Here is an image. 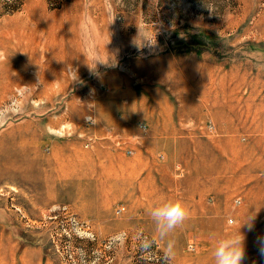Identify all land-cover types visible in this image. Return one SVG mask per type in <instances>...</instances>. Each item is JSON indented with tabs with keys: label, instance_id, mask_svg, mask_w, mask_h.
Masks as SVG:
<instances>
[{
	"label": "rangeland",
	"instance_id": "rangeland-1",
	"mask_svg": "<svg viewBox=\"0 0 264 264\" xmlns=\"http://www.w3.org/2000/svg\"><path fill=\"white\" fill-rule=\"evenodd\" d=\"M34 36L31 47L26 38ZM53 39L59 44L47 47ZM0 41V264H214L216 239L238 230L248 197L264 192V0H0ZM180 65L188 66L189 85ZM172 68L170 82L156 81ZM175 83L190 92L208 89L190 100L192 107L219 98L234 103L242 118L232 135L202 119L177 140L234 139L250 160L234 196L238 215L199 220L223 224L220 232L189 231L188 217L161 240L149 209L186 195L127 192L115 175L121 169L105 175L103 153L148 168L169 162L164 149L144 152L133 141L134 130L151 135L153 120L117 124L152 115L163 99L184 110L183 95L171 91ZM188 155L166 175L142 169L130 182L172 188L188 176ZM64 209L95 239L79 237ZM261 223L255 217L253 225ZM243 226L245 259L264 263L258 244L264 233ZM145 238L153 241L147 250Z\"/></svg>",
	"mask_w": 264,
	"mask_h": 264
},
{
	"label": "crops",
	"instance_id": "crops-1",
	"mask_svg": "<svg viewBox=\"0 0 264 264\" xmlns=\"http://www.w3.org/2000/svg\"><path fill=\"white\" fill-rule=\"evenodd\" d=\"M74 61L75 60H72L71 62ZM180 66L183 68V65ZM187 67L188 66L183 68L186 74H184L182 70L180 76L185 79L189 85V70L185 69ZM61 68L62 65L58 64L57 70L59 72ZM174 68L165 76L157 75L156 81L170 82L172 80L171 78L175 77L173 72ZM144 74L149 77L146 71ZM188 85L186 87L178 86L176 83L171 85V91H173L175 96H177V94L183 95L180 103L184 106V110L179 111L175 109L167 104L168 101H164L163 99L158 102V110L152 115H132L129 118L118 120L117 124V128L119 129V127L122 128L125 126L126 121L135 122L140 118L153 120L156 124V128L150 133L151 135L148 134L147 137H144L143 134L140 135L139 132L134 130L133 135L135 136L133 137L136 140L133 141L136 142L135 146L136 148H139V146L145 147L144 152L148 153L163 151L164 149L166 153L170 154V161L157 163L155 166L148 168L146 165H141L143 163L140 160L135 161L136 163L125 162L120 159V156L116 153L107 151L103 153L106 155L108 154V160L106 161L107 166L104 167V173L106 176L110 177L112 173L110 169H121V172L118 171L115 175L126 182L125 190L127 192L134 191L140 194L144 192L151 196L165 193H181L186 195V198L182 200L189 209V231L220 232L223 224L211 223L208 219L199 220L201 218L223 217L229 213H232L234 217L238 215V212L232 206L234 196L241 193L245 183V163L250 160L248 157L249 155H246L241 146H237L234 139L214 137L207 140H197L189 138V142L184 144L183 141L177 140V137L187 132L193 133L194 130H189L190 122L196 123L202 121V119L214 120L221 132H228L232 135L234 131H236V129L233 128L234 122L242 118L236 116L234 103L231 104L219 98L211 100L212 102L208 100L202 105L192 107L190 104L192 98L197 94H204L205 91L208 92V89L203 91L204 89L202 88L192 87L190 92ZM171 96L172 95H170V97ZM188 106L189 110L187 109ZM262 142L264 141L260 140V143ZM165 143L169 144L164 146L163 144ZM236 152H239L238 155H236ZM114 154H116L115 158L118 159L113 161L110 157L111 155L115 156ZM184 154H189V163H185L188 176L184 180L177 182L172 188H170L171 185L169 186L168 184L160 186L154 183L148 187L145 183H138L135 185L134 182H130L132 181L131 178H134V175L137 177L141 175L142 169L146 173L149 171L150 174L154 173L155 175L168 174L174 169V165L184 160ZM261 163H264V159L261 160ZM71 164L74 165V161H72ZM106 168H109V170H106ZM250 196L248 197L250 198V208L243 210V215L248 217V215L254 213L255 217H261L262 223L253 225L252 231L248 230L246 224L243 226L244 230L246 232L264 233V192H257L252 197ZM150 198L151 197H149V201ZM175 198L178 197L176 196ZM260 261L245 259L243 264H264L262 260Z\"/></svg>",
	"mask_w": 264,
	"mask_h": 264
},
{
	"label": "clouds",
	"instance_id": "clouds-1",
	"mask_svg": "<svg viewBox=\"0 0 264 264\" xmlns=\"http://www.w3.org/2000/svg\"><path fill=\"white\" fill-rule=\"evenodd\" d=\"M149 215L156 225V233L161 240L166 239L177 227L189 217V209L180 198H166L149 209ZM255 214L248 215L238 230L216 239L212 252L214 264H243L246 256L244 235L240 228L247 224L248 230H253ZM153 241L145 238L141 247L145 250L151 247ZM260 254L264 255V238H258ZM165 259L174 257V241L168 240L164 250Z\"/></svg>",
	"mask_w": 264,
	"mask_h": 264
},
{
	"label": "bare ground",
	"instance_id": "bare-ground-1",
	"mask_svg": "<svg viewBox=\"0 0 264 264\" xmlns=\"http://www.w3.org/2000/svg\"><path fill=\"white\" fill-rule=\"evenodd\" d=\"M38 17H39V16H38ZM41 27H43V25H41ZM53 28H54V30L57 29L55 26H53ZM53 28H52V29H53ZM50 29H51V28H50ZM59 30H60V29H59ZM59 30H58V31H59ZM52 31H53V30H52ZM27 35H29V34H27ZM14 38H16V37H14ZM21 38H22V37H21ZM23 38H24V37H23ZM19 39H20V38H19ZM26 39H27V42H28L29 46H31V47L36 46V45H35V43H36V42H35V41H36V40H35V36H34V38H33V37H29V38H28V37H27ZM26 39H25V40H26ZM14 40H15V39H14ZM16 41H17V39H16ZM16 41H15V42H16ZM21 41H22V40H21ZM38 42H39V41H38ZM38 42H37V43H38ZM56 43L59 44V42H56V40L53 39V40H52V43L50 42V43H49V46L47 45V47H52V48H53L54 44H56ZM37 45H38V44H37ZM25 46H26V45H25ZM20 47H21V46H20ZM4 48H5V43H3V42L0 41V49H4ZM66 48H67V47H66ZM36 50H37V49H36ZM21 51H22V50H21ZM27 51H32V52L30 53L32 57H30L31 60L29 61V64H32V65H30V66L35 67V65H36V60H37V54H36L34 48H30V47H29V48H27ZM18 52H19V51H18ZM33 52H34V53H33ZM27 53H28V52H27ZM28 54H29V53H28ZM30 54H29V55H30ZM23 55H24V54H23ZM28 57H29V56H28ZM21 59H22V58H21ZM28 59H29V58H28ZM22 60H23V59H22ZM29 64H28V65H29ZM20 69L22 70V68H20ZM15 81H18V80H17V79H11V81H10V82H11V85H13V84L15 83Z\"/></svg>",
	"mask_w": 264,
	"mask_h": 264
},
{
	"label": "built area",
	"instance_id": "built-area-1",
	"mask_svg": "<svg viewBox=\"0 0 264 264\" xmlns=\"http://www.w3.org/2000/svg\"><path fill=\"white\" fill-rule=\"evenodd\" d=\"M65 215H67L68 220L75 226L77 229V232L79 234V237H83L84 235L95 239V235L91 232L90 228L86 224L80 223L75 217H73L72 214L67 209H64L63 211ZM122 211H119L118 214H121ZM192 249V248H191Z\"/></svg>",
	"mask_w": 264,
	"mask_h": 264
}]
</instances>
